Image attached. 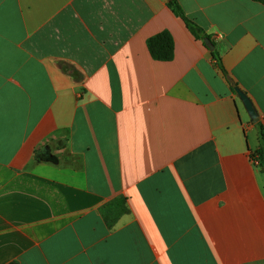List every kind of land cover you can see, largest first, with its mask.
<instances>
[{
  "label": "crops",
  "instance_id": "0c3cea01",
  "mask_svg": "<svg viewBox=\"0 0 264 264\" xmlns=\"http://www.w3.org/2000/svg\"><path fill=\"white\" fill-rule=\"evenodd\" d=\"M167 1L0 0V264H264V5Z\"/></svg>",
  "mask_w": 264,
  "mask_h": 264
},
{
  "label": "trees",
  "instance_id": "16d2710c",
  "mask_svg": "<svg viewBox=\"0 0 264 264\" xmlns=\"http://www.w3.org/2000/svg\"><path fill=\"white\" fill-rule=\"evenodd\" d=\"M255 1H258L264 5V0ZM167 6L172 10L174 14H176L183 20L187 29L195 38L200 39L202 41L204 40V38L210 39V35L206 34L201 27H199L196 23H194L185 15L182 7L179 5L177 0H168ZM211 43L213 45V48L211 49V56L220 66V58L217 51L215 50L214 42H212V40ZM146 45L147 49L149 50V53L156 60L168 61L171 60L173 57L174 42L170 32L167 29H163L162 31L147 38ZM256 127L258 129V147L252 154V158L257 159L262 169L264 170V128L260 122L256 123ZM118 207V212L122 213L126 211L125 207L120 205ZM105 218L107 219L109 225L113 224L116 220V217L114 216L106 215Z\"/></svg>",
  "mask_w": 264,
  "mask_h": 264
},
{
  "label": "water",
  "instance_id": "95a60500",
  "mask_svg": "<svg viewBox=\"0 0 264 264\" xmlns=\"http://www.w3.org/2000/svg\"><path fill=\"white\" fill-rule=\"evenodd\" d=\"M203 42L204 45L210 50L213 48V45L209 38H204ZM234 91L237 94L238 98L241 100L251 121L254 123L259 121L260 116L250 97L244 91H242L238 86L234 87Z\"/></svg>",
  "mask_w": 264,
  "mask_h": 264
},
{
  "label": "built area",
  "instance_id": "2783aa9c",
  "mask_svg": "<svg viewBox=\"0 0 264 264\" xmlns=\"http://www.w3.org/2000/svg\"><path fill=\"white\" fill-rule=\"evenodd\" d=\"M253 161H254V162H258V160H257V159H253Z\"/></svg>",
  "mask_w": 264,
  "mask_h": 264
}]
</instances>
